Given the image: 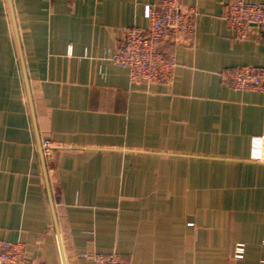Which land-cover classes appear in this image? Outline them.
I'll use <instances>...</instances> for the list:
<instances>
[{
    "label": "crops",
    "instance_id": "1",
    "mask_svg": "<svg viewBox=\"0 0 264 264\" xmlns=\"http://www.w3.org/2000/svg\"><path fill=\"white\" fill-rule=\"evenodd\" d=\"M153 1L0 0V239L32 259L62 264L60 240L66 264L264 261V92L221 80L264 68V30L237 41L230 0H174L193 43L161 46L171 83L134 85L111 56Z\"/></svg>",
    "mask_w": 264,
    "mask_h": 264
},
{
    "label": "built area",
    "instance_id": "2",
    "mask_svg": "<svg viewBox=\"0 0 264 264\" xmlns=\"http://www.w3.org/2000/svg\"><path fill=\"white\" fill-rule=\"evenodd\" d=\"M143 16L146 20L144 28L121 29L122 37L111 61L128 70L131 84H169L173 81L176 60L161 46L188 47L193 43L195 11L181 7L174 0H154L144 7ZM222 20L237 41L257 37L264 30V3L260 0H230L223 6ZM221 80L236 91L264 92L262 67L228 68L221 73ZM41 148L45 160L52 147L45 141ZM242 253L243 247L237 245L234 258H241ZM82 258L92 264H127L116 253H96L91 257L83 254ZM0 264L45 263L28 257L22 244L0 239Z\"/></svg>",
    "mask_w": 264,
    "mask_h": 264
},
{
    "label": "water",
    "instance_id": "3",
    "mask_svg": "<svg viewBox=\"0 0 264 264\" xmlns=\"http://www.w3.org/2000/svg\"><path fill=\"white\" fill-rule=\"evenodd\" d=\"M58 244H59V250H60V256H61V262L62 264H66L60 240H58Z\"/></svg>",
    "mask_w": 264,
    "mask_h": 264
},
{
    "label": "rangeland",
    "instance_id": "4",
    "mask_svg": "<svg viewBox=\"0 0 264 264\" xmlns=\"http://www.w3.org/2000/svg\"><path fill=\"white\" fill-rule=\"evenodd\" d=\"M41 150L44 152V150H43L42 148H41ZM51 157H52V150L50 151L49 154L46 155L45 160L49 161V160L51 159ZM47 161H45V165H46V162H47Z\"/></svg>",
    "mask_w": 264,
    "mask_h": 264
}]
</instances>
